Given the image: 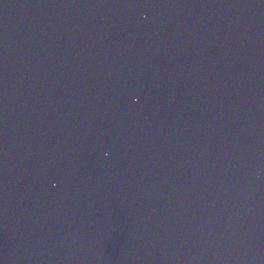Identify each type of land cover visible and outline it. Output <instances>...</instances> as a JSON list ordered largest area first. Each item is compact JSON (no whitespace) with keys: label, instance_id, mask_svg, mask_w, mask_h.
I'll list each match as a JSON object with an SVG mask.
<instances>
[{"label":"water","instance_id":"95a60500","mask_svg":"<svg viewBox=\"0 0 264 264\" xmlns=\"http://www.w3.org/2000/svg\"><path fill=\"white\" fill-rule=\"evenodd\" d=\"M46 264H264V0H193Z\"/></svg>","mask_w":264,"mask_h":264}]
</instances>
